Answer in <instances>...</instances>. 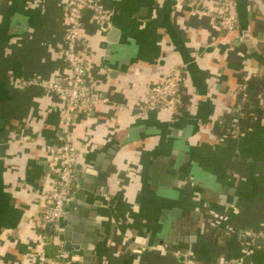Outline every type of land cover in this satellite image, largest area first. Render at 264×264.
Returning a JSON list of instances; mask_svg holds the SVG:
<instances>
[{"label":"crops","instance_id":"0c3cea01","mask_svg":"<svg viewBox=\"0 0 264 264\" xmlns=\"http://www.w3.org/2000/svg\"><path fill=\"white\" fill-rule=\"evenodd\" d=\"M102 1L107 29L88 13L81 30L96 101L72 130L83 160L60 221L68 258L78 264L72 245L85 239L98 264H183V250L202 264H264V240L245 247L238 235L264 228L263 80L236 90L264 65V0H236L229 35L212 17L217 0L203 11L186 0ZM66 2L0 0V264H54L38 216L65 99L19 79L67 76ZM180 64L178 109L136 113L148 86Z\"/></svg>","mask_w":264,"mask_h":264},{"label":"built area","instance_id":"2783aa9c","mask_svg":"<svg viewBox=\"0 0 264 264\" xmlns=\"http://www.w3.org/2000/svg\"><path fill=\"white\" fill-rule=\"evenodd\" d=\"M186 1L193 10L203 11L209 0ZM217 2V7L211 11L216 27L223 34H233L238 26L236 0H217ZM65 8L66 24L62 57L64 68L68 72L67 76L53 80L41 77L19 79L21 87L36 86L46 94H59L65 99L64 117L60 128L61 139L59 142L46 144V150L51 155L53 166L48 175L50 187L45 195V205L42 213L38 216L39 226L45 231L47 242L54 245L55 254L50 260L54 264H73V260L68 258L63 249V243L59 236L60 221L65 216L66 206L79 187L75 165L83 160L82 151L72 141V130L75 120L79 117H87L93 111L96 101L92 98L93 80L88 75L89 63L84 52L85 38L82 36L81 30L88 13L98 23L102 24L106 21L102 0H67ZM184 70V65H177L167 72L161 82L149 85L142 101L134 106L136 113L146 115L155 110L175 112L184 97L182 89ZM252 79L263 80L259 96L263 101L262 109L264 111V65H259L253 71L244 73L236 90L245 96L247 85ZM238 111H240V117L244 118L243 106H240ZM248 114V118H257L252 112H248ZM228 128L231 130L230 133L237 134L240 131L239 117L230 123ZM29 140L31 141V139ZM226 233L228 234L230 231ZM238 235L244 246L248 247L256 239L264 240V228L258 231L240 230ZM180 255L183 257V264H202L188 250L180 251ZM233 263L232 260H226L222 264Z\"/></svg>","mask_w":264,"mask_h":264},{"label":"water","instance_id":"95a60500","mask_svg":"<svg viewBox=\"0 0 264 264\" xmlns=\"http://www.w3.org/2000/svg\"><path fill=\"white\" fill-rule=\"evenodd\" d=\"M107 27H108V23L107 22L102 23V29L106 30ZM108 157H110V155ZM80 168H81V164L80 163H76V165H75V173H76L77 178L81 176ZM99 170L100 171L97 174V177L100 178V183L105 185V172H106L105 167H102ZM75 230H76V228L73 229V231H75ZM61 232H63V231H61ZM67 232H69V229L67 230ZM71 238L79 239V238H74L73 235L71 236ZM66 239H68V237H66ZM258 241L260 242V241H263V240L261 238L255 240V242H258ZM89 242H91V241H88V240L84 239L83 243H79L78 246L77 245H72V248L76 250V254H77L76 261L78 262V264H98L99 255L98 254H96V255H92L91 254V248L88 246ZM68 244H70V243H66V246L64 248L65 251L66 250L70 251V249L68 248V246H69ZM89 259H91V261H89Z\"/></svg>","mask_w":264,"mask_h":264},{"label":"trees","instance_id":"16d2710c","mask_svg":"<svg viewBox=\"0 0 264 264\" xmlns=\"http://www.w3.org/2000/svg\"><path fill=\"white\" fill-rule=\"evenodd\" d=\"M243 110H244L245 112L248 111V110H247V104H246V103L243 105ZM48 246H50L51 249H52V248L54 249V245L48 244ZM54 251H55V249H54ZM54 251H53L52 257H54V254H55Z\"/></svg>","mask_w":264,"mask_h":264}]
</instances>
